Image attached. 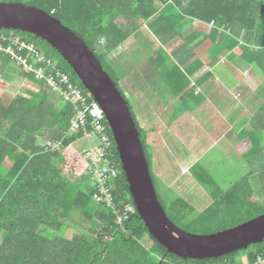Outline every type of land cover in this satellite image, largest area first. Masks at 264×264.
<instances>
[{"label": "trees", "instance_id": "1", "mask_svg": "<svg viewBox=\"0 0 264 264\" xmlns=\"http://www.w3.org/2000/svg\"><path fill=\"white\" fill-rule=\"evenodd\" d=\"M6 1L47 10L81 36L95 53L130 103L158 198L179 228L197 235L216 234L264 213V101L249 106V110L259 111V128L247 126L239 135L241 140H249L251 149L243 157L250 168L242 169L238 181L224 189L201 162L191 167L196 184L212 199L196 211L187 199L169 188L167 195L159 192L153 172L154 152L148 144L153 128L139 116L110 65L112 53L147 25L162 44L161 53L156 51L155 55L161 56L164 67L156 56L151 63L157 70H167L165 82L175 96L190 85L181 67L192 76L200 71V61L193 64V69L186 64L202 44L213 48L215 55L240 48V58L254 67L264 86V0ZM189 18L201 21L205 30L184 37L183 25L189 23ZM0 34L8 38L2 42L3 47L14 38L32 43L36 52L53 62L49 67L68 74L93 101L73 68L47 40L22 30L1 29ZM200 36L202 39L191 47ZM170 44L174 46L169 54L164 47ZM184 52L187 58H183ZM12 65L19 73L6 82ZM40 66L48 65H36ZM2 71L6 77L0 75L4 89L0 94V264H256L259 258L264 259L263 242L218 259L186 260L159 244L137 211L119 224L116 211L135 204L124 171L108 183L112 206L95 200L98 189L88 174L90 163L84 160L89 148L79 151L73 160L68 158L70 149L87 142L93 133L91 127L72 133L75 107L62 99L49 79L40 80L35 73L23 72L10 54L0 50ZM53 73L55 70H50L48 76ZM193 100L194 107L200 104L198 98ZM104 124L108 125L106 120ZM107 131L115 160L121 164L110 127ZM50 142L58 143L60 149L48 150ZM6 164L9 167L4 171ZM170 195L173 199L166 201Z\"/></svg>", "mask_w": 264, "mask_h": 264}, {"label": "crops", "instance_id": "2", "mask_svg": "<svg viewBox=\"0 0 264 264\" xmlns=\"http://www.w3.org/2000/svg\"><path fill=\"white\" fill-rule=\"evenodd\" d=\"M188 22L187 25H183L184 30L182 31V35L184 37L193 32L205 30V27L198 19L191 20L189 18ZM201 39L202 36L196 39L191 44V47L196 45ZM161 45V42L151 32L148 26L144 25L139 32L112 53L110 65L120 81L122 90L128 89L123 83L125 81L129 82L131 85L129 87V93L131 94L130 101L133 102L142 120H145V122L149 121L153 128L148 134V144L154 152L153 161L159 162L161 158L164 160V158L168 159V156H170L173 166L179 167L181 170L180 177L188 174L194 183H196L190 173L191 167L197 162H201L204 157L206 158V155L212 150L222 152L225 148H229V150L235 148V144H237V140L234 139L235 134L240 135L243 128L248 126L243 120H240L241 116L249 123L247 114L250 104H260V102L264 101L262 97H253L247 105L248 108L244 107L236 110L237 100L234 99L236 97L233 96V93H238L240 89H245V85L252 88V83H249L245 78V72L250 71L254 76L252 77L251 75L250 79L254 78L258 82L256 90H253L254 94L263 86L262 78L255 73L253 66L240 58L239 54L242 52L240 48L234 49L230 54H220L218 52L215 55L213 48L207 44H202L196 47V53L192 55V58L186 64V67L193 69V64L200 61L202 64L200 71L192 76L186 73L187 70L185 67H181L182 71L187 75L190 85L186 89L187 91L185 90L186 92L184 91L182 94L175 96V92L172 91L169 83L165 82L167 81L165 78L168 73L167 70L165 68L163 70H157L151 63L155 56L156 60L161 59V56L155 55L156 51L161 53ZM173 46L170 44L164 48L170 54ZM212 53L213 56H211ZM232 54H235L234 58L231 56ZM160 55L165 58L163 54ZM185 56L187 58V52H184L183 58ZM167 63L171 64V61H167ZM161 64L163 66L162 59L159 65ZM238 68L242 70L240 71ZM221 70L224 72L220 75L219 71ZM223 88L229 89V93H226ZM262 92H264V88ZM194 97L200 101V104L196 107L193 104L195 103L193 100ZM199 108L200 111L203 108L212 109L213 116L218 120L216 122L212 120V125L209 127L213 131L216 129L218 134L221 132L219 137L215 139V142H212L207 148H198L199 146L197 145V142H200L201 139L200 134H198V130L201 128V123L199 122L200 117L198 119V125H196L198 130L194 131L195 125L193 122L196 119L195 111ZM220 118L221 121L219 120ZM175 124L181 125L180 133H184L186 137L189 136L191 142L193 134V137H195V140L192 142L193 145L188 146L187 138L176 134L175 128H173ZM202 125L207 126L208 124L202 123ZM223 125L225 129L222 130ZM220 126L221 129L219 132L217 127ZM227 137H230V139H227ZM213 144L216 146L215 149H213ZM86 145L89 147L90 142ZM183 146L187 153L191 152L188 156H184L186 153H182ZM207 150L211 151L207 152ZM184 157H191V160L186 161ZM156 159L159 161H156ZM165 165H167V168H163L164 171L169 172V167L172 164ZM180 177L173 178L170 183L179 180Z\"/></svg>", "mask_w": 264, "mask_h": 264}, {"label": "water", "instance_id": "3", "mask_svg": "<svg viewBox=\"0 0 264 264\" xmlns=\"http://www.w3.org/2000/svg\"><path fill=\"white\" fill-rule=\"evenodd\" d=\"M22 30L47 40L73 68L110 127L139 217L170 253L194 260L218 259L264 242V213L216 234L197 235L177 226L165 211L130 103L84 39L47 10L0 1V30Z\"/></svg>", "mask_w": 264, "mask_h": 264}, {"label": "rangeland", "instance_id": "4", "mask_svg": "<svg viewBox=\"0 0 264 264\" xmlns=\"http://www.w3.org/2000/svg\"><path fill=\"white\" fill-rule=\"evenodd\" d=\"M0 1H6V0H0ZM223 62V61H222ZM224 66V65H223ZM4 70V69H3ZM9 70H13L10 72V75L7 78H5L6 82H9L12 80V78L15 77L16 72L19 73V69H17L15 66H11L9 68ZM238 70H242L241 68H238ZM225 71V69H224ZM224 71H219V74L221 75V73H223ZM255 71V70H254ZM256 73V71H255ZM247 74V76H246ZM1 76H4L5 74L0 72ZM252 74L250 73V71H246L245 72V78L249 81V83H252V88L250 86H246L245 85V89H240V92H235L233 93V96L236 97L234 99L237 100V109L239 108H248V103L251 101V99L254 97H258V98H263L264 100V92H262V89L264 88V86L260 87V89H258L255 94L253 93V90L255 91L257 88V84L258 82L256 81V79L252 78L250 79V76ZM12 76V78L10 77ZM116 76V75H115ZM244 76V74H243ZM6 77V75H5ZM252 77H254L252 75ZM11 78V79H10ZM120 80H122L120 78ZM246 81V80H245ZM123 85L125 87H127V90H123V92H125V94H127L128 98L131 99V94L129 93V87L131 86L129 84L128 81H125L123 83ZM24 86H27V84H24ZM222 88V87H221ZM225 88H223L224 90ZM3 86L0 85V94L3 91ZM226 93H229V89H225ZM21 95H25L22 91L20 92ZM227 95V94H225ZM212 106V105H209ZM207 106V107H209ZM248 110V109H247ZM196 113V119L193 122L195 125L194 131L198 130V128H196V125H198V119L200 117V130H198V134H200V142H197V145L199 146L198 148H207L209 145L212 144V142H215V139L217 137H219V135L221 134L220 127H217L220 134L217 133V130L215 129L214 131L211 130V126L212 125V120H214L216 122V120H218L216 117H214L212 109L209 108H203L202 111H200V108L198 110L195 111ZM247 117H249V123L248 126L249 128H251L252 130H257L259 128V111L258 110H253L250 109ZM246 119V118H245ZM221 121V118L219 119ZM243 120L244 123H246V120H244V117L241 116V119ZM202 123H207V126L202 125ZM218 124H220L218 122ZM173 128H175V132L178 136L182 135L183 137H186V135L181 134L180 133V129L182 128L180 124H175L173 125ZM225 129V126L223 125L222 130ZM193 130V128H192ZM197 133V132H195ZM239 134H235L234 139L237 140V144H235V148H233L232 150L229 148H225L221 151H216V150H207V152H209L206 155V158L204 157V159L201 161V163L203 164V166L205 167V169L208 171L209 175H211L215 181L218 183V185L220 187H223L224 189H229L236 181H238L242 175H243V170L242 169H249V164L243 160V157L249 152V150L251 149V144L249 142V140H241V139H237ZM182 138V137H181ZM187 138V145H193V140H195V137H193L192 134V142L189 139V136L186 137ZM227 139H230V137H227ZM88 142V139H87ZM86 142V144H88ZM85 144V142H80L79 144L75 145L72 149H70L67 154H68V158L70 160L75 159L78 155H79V151H84L86 148L88 149L89 147H87V145ZM151 145H153L151 143ZM224 146V144H223ZM216 146H214L213 144V149H215ZM185 147L183 146L182 149V153H186L184 154V156H188L187 151L184 150ZM230 153V154H229ZM184 159L186 161L191 160V157H184ZM156 161H159L156 159ZM165 164H172L171 167H169V172H165L163 168H167V165ZM9 167V164H6L4 167V171H6ZM153 172L154 175L157 179V184H158V190L159 192L163 195H167V191L166 189L169 188L171 191H173L176 195L181 196L185 199H187V201H189L196 209V211H201L203 208H205L209 202L212 201L211 197L208 196V194L206 192H204V190L196 185V183H194V181L192 180V178L190 177V175L185 174V176H181V170L179 169V167L173 166V162L171 160V157L168 156L167 158H164V160L161 158V161L159 162H154L153 161ZM187 172V171H185ZM189 173V172H188ZM175 177H180L179 180L177 181H173L172 183H170L173 178ZM165 183V184H164ZM259 189L256 188V194L258 195ZM169 195V194H168ZM172 200L173 196L170 195V197H165V200Z\"/></svg>", "mask_w": 264, "mask_h": 264}, {"label": "built area", "instance_id": "5", "mask_svg": "<svg viewBox=\"0 0 264 264\" xmlns=\"http://www.w3.org/2000/svg\"><path fill=\"white\" fill-rule=\"evenodd\" d=\"M169 3L172 0H168ZM55 9L53 13H55ZM8 38L0 34V50L10 54L14 61L25 73H35L36 78L40 80L49 79L52 88L59 94L62 99L72 104L76 110V117L72 126V133L82 129L86 130L91 127L93 133L87 137L90 142L88 152L84 155V160L90 163L88 174L91 176L94 184L97 186L98 193L95 200L98 202H107L112 205V196L109 191L108 183L112 179L118 178L122 171V164H119L112 151L111 139L108 135V125L104 124V114L100 106L93 100L89 101L78 85H75L68 74L57 70L51 60L47 59L44 53L36 52V47L32 43L21 41L18 38L11 39L10 45L3 47L2 42ZM26 53L23 55L22 53ZM47 64L48 66L36 67L37 64ZM50 70H55L56 74L48 76ZM48 150L60 149L58 143H48ZM137 211L136 204H129L122 211H116L117 221L122 224L128 221ZM248 264V263H245ZM256 264H264V259L259 258Z\"/></svg>", "mask_w": 264, "mask_h": 264}]
</instances>
